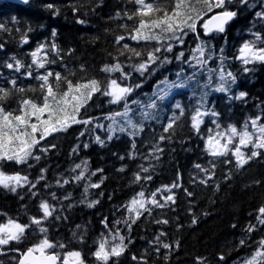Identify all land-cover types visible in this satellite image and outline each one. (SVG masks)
Instances as JSON below:
<instances>
[{
	"label": "trees",
	"instance_id": "trees-1",
	"mask_svg": "<svg viewBox=\"0 0 264 264\" xmlns=\"http://www.w3.org/2000/svg\"><path fill=\"white\" fill-rule=\"evenodd\" d=\"M151 2L161 11L150 13L143 17L145 20L163 16L165 11L171 13L177 0ZM187 2L195 5L200 16L195 18V31L184 27L181 45L164 34L160 43L155 39H132L141 19L136 0H32L26 6L0 2V25L4 26L0 29V88L10 93L0 106L6 112H18L23 99L42 104V82L36 76L47 72L59 73L73 84L96 80L101 88L79 113L68 108L78 120L91 123H71L66 130L46 136L32 150L41 157L39 161L29 158L25 164H16L14 160L0 159V171L5 174L27 176L31 183L39 180L35 188L26 185L15 193L0 187V223L12 220L30 225L19 242L2 246L0 264H18L19 252L45 236L54 244L65 245L52 249L61 257L79 252L81 261L89 263L96 244L109 232L123 236L126 247L107 264H232L251 258L259 248V242L264 240V224L257 219L264 207V149H258L259 155L237 167L231 151L214 157L207 141L230 125L239 130L257 117L264 125V61L250 59L245 64L237 58L246 42L253 43L254 50L264 49V18L256 15L264 14V0H225L223 8L213 7L211 11L230 9L236 15L223 32L210 35L202 30V21L211 12L207 4L203 0ZM141 31L158 33L159 29ZM120 36L124 39L117 44ZM168 43L173 45L172 52L162 46ZM124 44L141 55L124 50ZM198 44L204 48L203 65L192 59ZM158 47L161 51L154 53L158 59L141 74L136 66L146 62L148 53ZM37 51L44 68L32 64L31 54ZM180 52L181 60L177 59ZM17 60L23 65L19 72L7 67ZM117 62L129 74L127 79L119 71H102L105 65ZM221 71L231 72L234 80L222 82ZM111 79L122 87L133 88L127 102L133 109L134 123L143 125V131L135 137L129 135L132 129L123 118L115 117L126 131L108 138V126L113 123L109 117L124 110V101L111 104L110 97L102 94ZM66 80L59 82L61 92L67 89ZM49 81L54 87L58 83L54 75ZM165 81L183 86L167 89L161 101L156 97L166 89ZM221 85L225 91L216 90ZM20 88L25 91H18ZM82 91L86 94V90ZM241 93L245 95L241 97ZM152 100H156L157 107L145 120L141 105ZM177 104L184 110L183 115ZM197 108L207 113L199 131L191 127V116ZM173 115L179 119L164 132ZM161 136L165 139L161 140ZM97 137L103 143L97 142ZM154 145L161 151H155ZM40 147L49 151L41 152ZM244 150L246 156L251 155L250 147ZM77 164L82 169L73 171ZM144 168L148 171L144 172ZM42 170L44 178L39 179ZM81 170L84 178L77 181L75 177ZM136 175L142 179L137 181ZM149 176L151 179H146ZM64 180L69 183L64 184ZM92 184L99 186L91 187ZM140 192L149 201L155 194L156 201L164 207L147 203L145 207L150 211L142 210L139 218L131 214L135 220L131 223L127 204ZM168 195L173 196L172 201L164 199ZM42 201L55 211L37 226L31 224V219L43 217L39 207ZM92 202L95 203L89 207ZM250 225L255 226L254 231H248ZM40 227L47 232L41 233ZM163 244L170 247L164 248Z\"/></svg>",
	"mask_w": 264,
	"mask_h": 264
},
{
	"label": "snow or ice",
	"instance_id": "snow-or-ice-1",
	"mask_svg": "<svg viewBox=\"0 0 264 264\" xmlns=\"http://www.w3.org/2000/svg\"><path fill=\"white\" fill-rule=\"evenodd\" d=\"M27 2V0H25ZM137 4L140 5L138 9V14L141 17L139 21L138 28L134 29L135 35L131 36L132 39H144V40H152L155 39L157 43H160L162 40V35L164 34L167 36L168 40H176L180 43H183V36L184 27H188L195 31V18L200 16V12L196 10L195 5L190 4L187 0H177L175 4V8L171 11V13L165 11L163 16H153L149 20L143 19V17L149 16L150 13L153 12H160L161 9L156 6L149 0L148 3H145V0H136ZM204 3L207 4L208 10L211 11L213 7L223 8L225 4V0H203ZM241 2H246V0H241ZM49 8L52 6L49 5ZM236 15L235 12L224 10L220 14L213 17V20L216 21L214 27L218 30L223 32L224 25L231 20ZM257 16L264 18V14L257 13ZM132 19V16L128 17ZM81 22L82 21H78ZM211 21L207 22L205 27V32L209 31V24ZM3 25H0V29H3ZM146 28L150 29H159L158 33H144L141 30ZM53 36H55V32H53ZM124 37L120 36L117 37V44L123 40ZM260 37L257 36V40ZM22 42L26 43V40ZM164 50L172 51V45L170 43L162 45ZM124 50L131 52L135 56H140L141 53L136 51L135 49L129 48L127 44L123 46ZM254 44L250 42H246L242 48L240 49L241 56L251 57V60H260L264 61V49H260L259 51H253ZM52 49L56 50V45H52ZM39 51V50H38ZM38 51L33 52L31 55L33 57L32 64L36 65L37 68H44V63L39 60ZM161 48L154 49L153 52L148 53V59L146 62L140 63L136 66V70L140 71L141 74L147 69L150 63L155 62L158 57L154 54L160 52ZM198 53L199 55H196ZM123 51H121V55H123ZM183 56V53H180V57ZM204 48L202 45L198 44L196 49L194 50L192 59H195L198 64L203 65L206 63L204 59ZM15 60V57L12 58ZM250 59L244 58V63L247 64L251 62ZM7 67L9 69H15V71L19 72L20 69L23 67L20 61H16L15 65L13 63H8ZM102 71L113 73L119 71L121 76L124 79L128 78V73L123 71V66L117 62L114 65H105ZM31 76V72L28 73ZM55 76V80L58 82L57 85L54 87L51 82L49 81V77ZM220 80L222 82H226L228 78H232L234 80L233 74L228 72L227 74L221 71L220 73ZM37 80H40L42 83L40 85L41 91L43 93V103H37L31 99H23L20 103V108L18 112H6L2 106H0V159H7V160H14L16 164H25L28 162L29 158L35 159L39 161L41 157L39 155L33 154V149L40 143L41 140L45 139L46 136L52 134L53 132L63 131L66 130L67 127L71 125V123H83L84 125H88L91 123L90 120H78L75 115L68 112V108L71 107L73 113H79L80 108L84 106L86 101L91 98V96L95 92L101 91L98 81L91 80L87 83H76L73 84L71 81H67L66 78H62L59 73L53 74L52 72H47L43 75H37ZM65 79L67 83V89L64 91L59 90V82ZM11 83L15 86L16 81L12 80ZM166 84V89L161 90L162 94L157 95L158 100H163L167 94V89L173 87H182L181 84H168L167 81L164 82ZM139 87V85H137ZM86 90V94L85 91ZM217 91H225L226 89L221 85V87L216 89ZM20 92H24L23 88L18 89ZM133 91L131 86H120L117 83L116 79H111L109 87L102 91L104 96H109L110 100L109 103L111 104H119L121 101H124L123 104V112H116L113 117H109L112 119L113 123L108 126V132L110 133L109 139L112 138V134L116 132H125L126 128L123 126H119L118 121L115 117H122L124 120V124L132 129L129 132V135L135 137L140 132L143 131V125L134 123L132 119L133 109L131 108L130 104L127 102V96ZM9 91L5 90L4 88H0V101L4 100L8 97ZM241 97L245 95L244 93L240 94ZM239 98V97H238ZM133 104L138 103V101H132ZM157 107L156 100L150 101L147 105H141L142 117L147 120L151 118V111ZM177 108H180V115H183V109L180 107L179 104L176 105ZM207 113H203L197 108L195 114L191 116V127L196 131H199V126L202 123V117ZM215 115V113H212ZM179 119V116L173 115L169 118V123L167 126L164 127V132H168ZM260 118L257 117L256 119H252L250 121L251 127L253 131H249V123H245L242 129H237L235 126H229L227 130L224 132H217L216 137L213 138L209 137L207 144L213 145L210 154L214 157L226 155L229 151H231L232 155L236 158V165L237 167H243L245 163L248 162L252 157H256L259 155L257 149H264V125H259L258 120ZM215 123V121H214ZM219 127V125H217ZM30 130V131H29ZM37 133H39V137L37 138ZM83 135V133H81ZM161 140L165 139L164 136L160 137ZM238 139V143L235 144V147L230 149L229 145H232L234 140ZM221 141H224L221 143ZM97 142L103 143L100 140V137H97ZM249 144L252 146V152L250 156H246L245 153L242 151V147H247ZM218 145V147H216ZM51 147H55V145H51ZM87 147V145H85ZM135 147V144H133ZM155 151H161L158 146L154 145ZM41 152L47 153L49 148L47 147H40L39 149ZM75 151V150H74ZM151 155V154H150ZM226 163H230V161H225ZM84 168L87 166V162H83ZM31 166V165H30ZM197 168H200V165H196ZM76 169H82L81 164H77L73 171ZM144 172H147L148 169L144 168ZM201 171L207 172L206 169H202ZM94 174V173H93ZM43 170L42 174L39 179H43ZM84 178V171L81 170L79 175L75 177L77 181ZM211 179V176L208 177ZM135 179L137 181L141 180L142 177L140 175H136ZM146 179H151V177H146ZM37 180L36 183H38ZM36 183H31L28 180L27 176H21L20 174L14 175H7L3 171H0V187L10 190L11 192L15 193L18 188L24 187L26 185H30L31 188L36 187ZM69 183L68 180H64V184ZM201 183H206L205 180H201ZM99 185L92 184L91 187H98ZM175 187V185H174ZM87 191V189H85ZM35 195V193H33ZM190 195V194H189ZM139 199L133 198L128 206L129 212V220L131 223H135V220L132 219L131 214L135 212L136 218H139L141 214V209L144 211H150L145 207L146 203H151L156 207H164L163 204H160L155 199V194H153V199L147 201L144 199L145 193L140 192L138 194ZM53 198L55 199V194L53 193ZM166 201H172L173 196L168 195L164 198ZM93 203H89L88 206L92 207ZM40 209L43 212V217L38 219L33 217L31 219V224H35L37 226L41 225L43 219L51 216L55 209L51 208L50 205L46 201H42L39 205ZM260 216L257 217L258 222L260 224H264V207L260 210ZM163 223H167V221H162ZM195 222V221H193ZM127 223V221H126ZM129 228L131 224H128ZM30 227V225H21L16 223L12 220H9L6 224L0 223V245H7L10 241H17L19 242L24 233L26 228ZM107 227V224H105ZM255 226L250 225L248 231H254ZM39 231L41 233H46L47 229L44 227H40ZM75 236V233H73ZM163 235V233H161ZM82 239V238H81ZM113 239H119V244H116L111 247L110 251L107 248L108 241L101 240L99 242V246L97 250L94 252V256L97 261H102L104 264H107V261L110 256H120L123 251L125 250L126 245L124 244V237L121 236L118 232L113 234ZM244 241H241L243 244ZM164 248L170 247L168 244L162 245ZM64 248L65 245L63 243L54 244L48 240L45 236L43 239L40 240L38 244L28 248L26 252L21 253V259L19 264H58L60 261V253L55 252L49 254L46 250L53 249V248ZM158 251V249H157ZM38 253V255H37ZM69 257L75 258L77 264H80V253L79 252H70L64 256L62 264H69ZM223 259V257H221ZM133 260H137V257L133 256ZM198 264H202V262L198 261ZM245 264H264V240L259 242V248L255 251L250 259H248Z\"/></svg>",
	"mask_w": 264,
	"mask_h": 264
},
{
	"label": "water",
	"instance_id": "water-1",
	"mask_svg": "<svg viewBox=\"0 0 264 264\" xmlns=\"http://www.w3.org/2000/svg\"><path fill=\"white\" fill-rule=\"evenodd\" d=\"M3 1H6V0H3ZM8 1H10V2H14V3H17V4H22V5H24V4H27L30 0H27V2H25V0H8ZM216 15H218V14H216ZM216 15L211 16V17L207 20V22L211 21V23L209 24V29H210V30H215V29H216V28L214 27L216 21L213 20V17L216 16ZM207 22H206V23H207ZM25 252H26V251H25ZM37 255H38V253H37ZM21 258H22V257H20V259H21ZM20 259H19V261H20ZM69 264H75V263H73V262H71V261L69 260Z\"/></svg>",
	"mask_w": 264,
	"mask_h": 264
},
{
	"label": "rangeland",
	"instance_id": "rangeland-1",
	"mask_svg": "<svg viewBox=\"0 0 264 264\" xmlns=\"http://www.w3.org/2000/svg\"><path fill=\"white\" fill-rule=\"evenodd\" d=\"M253 51H258V50H254V49H253ZM239 55H240V57H242V56H241V52H239ZM246 57H247V56H246ZM134 198L139 199V196L137 195V196L134 197ZM6 223H7V222H5L4 224H6ZM114 245H116V244H113V242H109L108 245H107L108 250L110 251L111 247L114 246ZM74 260H75V259H74ZM246 261H247V260H246ZM246 261H243V262H241V263H239V264H245Z\"/></svg>",
	"mask_w": 264,
	"mask_h": 264
}]
</instances>
